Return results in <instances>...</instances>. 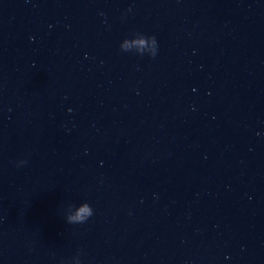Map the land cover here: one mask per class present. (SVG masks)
I'll use <instances>...</instances> for the list:
<instances>
[{"label": "water", "instance_id": "water-1", "mask_svg": "<svg viewBox=\"0 0 264 264\" xmlns=\"http://www.w3.org/2000/svg\"><path fill=\"white\" fill-rule=\"evenodd\" d=\"M0 264H264V0H0Z\"/></svg>", "mask_w": 264, "mask_h": 264}, {"label": "clouds", "instance_id": "clouds-1", "mask_svg": "<svg viewBox=\"0 0 264 264\" xmlns=\"http://www.w3.org/2000/svg\"><path fill=\"white\" fill-rule=\"evenodd\" d=\"M139 43L143 44V41H139ZM86 212H87V208H86V207L81 208V209L79 210V212L77 213V216H76L74 219H79V218H80V215H81L82 213H86Z\"/></svg>", "mask_w": 264, "mask_h": 264}]
</instances>
